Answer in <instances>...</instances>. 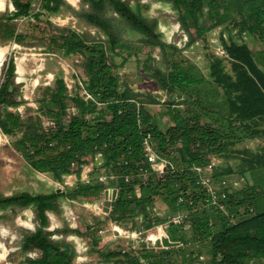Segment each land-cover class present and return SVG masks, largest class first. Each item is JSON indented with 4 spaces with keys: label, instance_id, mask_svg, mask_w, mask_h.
<instances>
[{
    "label": "trees",
    "instance_id": "trees-1",
    "mask_svg": "<svg viewBox=\"0 0 264 264\" xmlns=\"http://www.w3.org/2000/svg\"><path fill=\"white\" fill-rule=\"evenodd\" d=\"M11 1L15 10L7 14V20L31 13L40 20L41 12L47 16L57 14L64 5L80 24L96 28L97 33L57 25L50 18L45 21L53 30L49 36L52 51L66 56L80 54L79 65L86 78L69 95L62 69L55 73L52 86H46L36 99L38 109H44L54 121L44 128L39 115L30 113L31 107H25L24 118L17 109H9L25 103L15 97L14 62L9 58L3 64L4 80L0 83V131L6 135L20 133L13 140L14 149L34 170L47 172L56 181H63V176L72 171V162L79 173L84 158L99 150L104 153L107 167L117 174L104 182L92 175L89 182H78L63 190L0 193V221L12 220L28 208L34 214V229L20 230V248L23 252L36 251L37 256H26L24 260L31 264H101L75 262V247L66 236L88 233V252L112 264H191L193 252L181 246L188 242L207 243L208 259L201 260L205 264H263L264 211L255 212L254 188L243 186L228 194L227 207L237 218L230 222L221 210L201 206V190L190 170L193 165L207 163L212 155H227L240 140L239 126L246 128L247 120L264 116V71L258 67L257 54L250 44L234 40L225 44L222 38L233 73L225 69L222 58L213 56L205 74L195 61L182 54L180 47L163 39L155 21L133 8L131 1L138 4L141 0H79L77 8L65 0ZM157 1L175 12L188 36L187 44L223 26L239 33L247 31L264 48V0ZM0 28L3 39L23 42L25 34L17 33L13 25L0 21ZM128 30L138 36L126 38L123 31ZM141 45L158 47L164 63L146 72L172 100L183 104V108H175L172 103L167 106V122L158 121V114L151 110L150 105L159 101L157 95L132 88L116 72L130 52ZM116 57H120L119 62ZM81 88L93 99L85 100ZM70 105L76 113L68 118ZM146 132L151 133L157 153L168 160L162 175L150 169L145 177L140 173L141 167H149L142 145ZM180 195L183 201L178 202ZM57 197L107 200L105 219L129 230H135L138 221L144 229L167 221V215L153 211L157 197L169 207L187 212L180 225H167L169 239L181 244L173 243L166 249H155L144 242L135 247L132 243L127 247H101L102 238L91 231L90 223L85 230L66 222L51 229L48 212L61 214ZM55 233L60 236L54 237ZM200 255L196 253V257Z\"/></svg>",
    "mask_w": 264,
    "mask_h": 264
},
{
    "label": "rangeland",
    "instance_id": "rangeland-1",
    "mask_svg": "<svg viewBox=\"0 0 264 264\" xmlns=\"http://www.w3.org/2000/svg\"><path fill=\"white\" fill-rule=\"evenodd\" d=\"M65 1L76 8L79 7V0H77L76 4H72L67 0ZM6 3V7L0 10V21L13 25L17 33L25 34V38L21 43L12 39H3V31L0 28V45L7 46V51L0 61V64L2 62L0 66V83L4 80L2 74L3 64L9 58H12L14 62V74L12 79L17 88L14 94L16 98L24 99L25 103L17 108L9 107V109L13 111L17 109L21 113V117L24 118L26 116L25 107L29 106L32 108L30 113L38 114L42 126L47 128L50 126V124H47V121L53 119L45 113L44 109H38L36 99L39 93L43 92L46 86H52L55 73L58 72L59 69H62V77L66 79V83L70 84V91H68L71 92V95L76 90V84H80V80L86 78V75L79 65L82 58L80 54L66 56L52 51L49 43V36L53 30L46 25L45 21L50 18L54 24L69 26L70 28H74L73 26H75V28L81 30H88L92 34H96L97 29L80 24L77 18L74 17L64 5L61 7V12L57 14L47 16L44 11L41 12V19H35V21H33L34 24L22 19L23 17L20 16L7 20V14L14 11L15 7L11 0H6ZM131 3L133 8L140 14L156 22V27L162 33V37L165 41L181 46L183 43V34L185 32L180 27L175 12L168 4L157 0H141L138 4L131 1ZM67 16H73L74 20H66L65 18ZM224 34L225 44L230 40L236 42L247 41L251 43V35L247 31L239 33L235 31V29L224 28ZM97 35L102 36L100 33ZM123 36L134 39L138 35L128 30L123 31ZM210 36L211 34L207 33L203 38L197 39L199 42L198 45L182 47V54L195 61L205 74H208L209 62L211 58L215 56L211 51L212 47L209 45ZM14 42L17 45H15ZM224 42L222 43L224 44ZM22 57V72L18 73L16 61ZM222 59L225 69L233 73L230 59ZM116 61L119 62L120 57H116ZM162 63H164V60H162L158 47L141 45L139 49L130 52L128 60L122 66L117 67L116 72L121 76V80L128 81L132 88L157 95L159 101L150 105L151 110L158 114V121L160 119L161 121L167 122L169 121L166 113L167 106L172 103L171 105L175 108H183V104H177L176 99L172 100L167 90L161 89L157 81L147 74V70L152 72L155 65H162ZM81 91L82 88L79 89V92ZM155 121H157L156 117ZM18 136H20V133L16 135H6L0 131V193L9 195L13 192L24 190L31 193L49 191L52 189L61 190L56 180L52 179L49 173L34 170L22 157L20 152L14 149L13 140ZM89 157L90 155H87L84 159H88ZM215 157L220 160L219 156ZM95 173L92 175H95ZM226 173L240 174L241 172L238 171L237 168H233ZM256 188L259 193L257 192L255 197V212L264 211V176L260 179ZM55 200L60 204L61 214L58 216L52 212H48L51 229L60 228L62 223L66 222L72 228L85 230V225L90 223L92 224L91 231L102 238L101 247L105 245L109 247L119 245L127 247L130 243H132V247H135L136 242L141 241L155 249H166L168 246L172 245L171 243H174L176 246L180 245V242H173L172 240L169 241L170 244L166 245L159 239H152V236L156 235L149 234L150 232H154L157 235H164V233L168 235L166 223H162L163 227L161 229H159L160 224L144 229L138 221L137 229H144L143 233L139 236H135L133 239L131 237V239L128 240L124 232L119 231V229L126 230L125 227L113 222L117 225L116 228L115 225L113 226L112 221L105 219V208H107V205L103 204V206L98 208L95 204H84V201L71 202L66 198L59 197ZM154 203L155 207L162 215L172 213L173 210L179 211L173 209L171 206L169 207L157 197ZM33 218L34 214L31 209L28 208L20 211L12 220L3 219L0 221V264H31L24 260L26 256L31 257L29 252H23L20 248V230L21 228L33 230ZM184 232L187 234L189 231L186 229ZM53 236L59 237L60 235L55 233ZM89 237L90 235L88 233L85 236H79L74 233L66 236L67 240L71 241L75 247V262L82 263L93 261L100 262L101 264H112L111 262H102L95 253L88 252L89 244L87 240ZM181 246L184 247L187 252H193L191 264H205L202 263L201 260H204V257L208 259L207 243L188 242ZM197 252L203 256V259H200L201 255L196 257ZM2 255H5V257L3 258ZM141 261L144 262L143 260Z\"/></svg>",
    "mask_w": 264,
    "mask_h": 264
},
{
    "label": "built area",
    "instance_id": "built-area-1",
    "mask_svg": "<svg viewBox=\"0 0 264 264\" xmlns=\"http://www.w3.org/2000/svg\"><path fill=\"white\" fill-rule=\"evenodd\" d=\"M39 5H37L38 9ZM20 17H23L22 19L33 22L35 21V16L31 13L28 15H21ZM69 21V19L74 20L73 16H67L65 18ZM64 19V20H65ZM75 28V26H73ZM72 28V27H71ZM73 28V29H74ZM76 31H81L79 28H75ZM225 37L224 31L222 30L221 26H216L211 31V36L209 38V45L212 47L211 51L212 53L217 57L222 58H230L228 51L225 47V45L222 43V38ZM187 43V35L183 34V43L181 44L180 48L187 47L191 45H198V40L193 41L192 43ZM15 45H17L14 42ZM178 46V44H177ZM178 46V47H179ZM65 79V78H63ZM67 90L70 91V84L66 83V79L64 80ZM81 84V81H80ZM68 91V94L71 95V92ZM85 100L93 99L92 94L87 91L86 89L82 88V91L80 92ZM76 113V108L73 105L68 106L67 108V117L69 118L70 115ZM47 124H50L52 126L54 124L53 120L47 121ZM143 155L146 158L149 167H141L140 173L144 177L148 174L149 169L152 171H155L158 175H162L168 165V160L160 156L154 146V141L152 138V135L150 132H146L143 137ZM220 160L216 158L215 156H211L209 161L205 164H197L190 167V170L194 174V183L197 185L198 188L201 190V196H200V204L201 206H213L219 210H221L228 220L230 222L236 221V216L233 213L229 212V209L226 204V199L229 193H231L234 190L242 188L246 183V175L243 173L240 174H233V173H220L222 170L220 165ZM76 167L75 163H71L72 171L68 174H65L63 176V181L59 182L56 181V183L59 185V187L62 189L66 187H74L77 185L78 182H89L92 177V172L95 168H97V173H95L94 177H96L99 181H107L111 180L117 177V174L113 172L107 165L105 164V156L103 151L99 150L95 152L93 155H90L88 159H85L83 162L79 164V173L74 171V168ZM124 179L128 180L129 175L125 174ZM60 190V189H58ZM71 202H75L77 200L75 199H67ZM183 201V196L180 195L178 197V202ZM84 204H95L97 207H101L104 204V199L100 201L88 202L84 201ZM251 210V209H250ZM153 211L155 214H160V212L157 210L155 206H153ZM167 215V221L166 226L168 223H172L175 225H180L184 218L187 215L186 211H175L173 213L166 214ZM114 221H112L113 223ZM116 223V222H115ZM117 224V223H116ZM113 223V226L117 228V225ZM155 226V225H154ZM163 227V224L160 223L159 229ZM119 229V228H118ZM120 232H124L125 237L129 240L135 237L139 236L141 233H143L144 229L136 228L135 230H123L119 229ZM149 234L156 235L152 236V239H159L162 241L164 237H167V239L170 241L167 234H155L154 232H150ZM155 237V238H154ZM142 242V241H141ZM138 243V242H136ZM179 243V242H178ZM181 244V243H179ZM29 255L33 258L37 256L36 251L29 252ZM4 258L5 255H2ZM205 258V257H204ZM200 259H203V256H200Z\"/></svg>",
    "mask_w": 264,
    "mask_h": 264
},
{
    "label": "crops",
    "instance_id": "crops-1",
    "mask_svg": "<svg viewBox=\"0 0 264 264\" xmlns=\"http://www.w3.org/2000/svg\"><path fill=\"white\" fill-rule=\"evenodd\" d=\"M221 27L224 31V27ZM250 39L251 43H248L252 51L257 54V65L264 71L263 45L256 37L251 36ZM246 123L248 127L244 128L240 125L238 128L240 140L231 146L227 155L219 158L222 169L230 171L237 168L246 175L244 186H252L256 196L258 192L256 186L264 176V116L247 120Z\"/></svg>",
    "mask_w": 264,
    "mask_h": 264
},
{
    "label": "bare ground",
    "instance_id": "bare-ground-1",
    "mask_svg": "<svg viewBox=\"0 0 264 264\" xmlns=\"http://www.w3.org/2000/svg\"><path fill=\"white\" fill-rule=\"evenodd\" d=\"M67 1H69L72 4H76V2H77V0H67ZM6 5H7L6 0H0V10L4 9L6 7ZM6 51H7V46L6 45H3V46L0 45V61L4 57ZM22 60H23V57L17 59V61H16L18 73L22 72V67H21V61ZM20 76H22V75H20Z\"/></svg>",
    "mask_w": 264,
    "mask_h": 264
},
{
    "label": "water",
    "instance_id": "water-1",
    "mask_svg": "<svg viewBox=\"0 0 264 264\" xmlns=\"http://www.w3.org/2000/svg\"><path fill=\"white\" fill-rule=\"evenodd\" d=\"M1 64H2V62H1ZM1 64H0V66H1ZM104 204L108 206V202H107V200L104 201ZM105 209H106V208H105ZM162 241H163L166 245L170 244V242H169V240H168L167 238H163ZM171 244H173V243H171Z\"/></svg>",
    "mask_w": 264,
    "mask_h": 264
}]
</instances>
